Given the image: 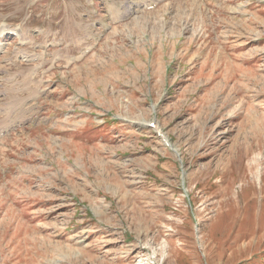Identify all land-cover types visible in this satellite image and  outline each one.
<instances>
[{
	"label": "rangeland",
	"instance_id": "obj_1",
	"mask_svg": "<svg viewBox=\"0 0 264 264\" xmlns=\"http://www.w3.org/2000/svg\"><path fill=\"white\" fill-rule=\"evenodd\" d=\"M3 30L0 264H264V0H0Z\"/></svg>",
	"mask_w": 264,
	"mask_h": 264
},
{
	"label": "bare ground",
	"instance_id": "obj_2",
	"mask_svg": "<svg viewBox=\"0 0 264 264\" xmlns=\"http://www.w3.org/2000/svg\"><path fill=\"white\" fill-rule=\"evenodd\" d=\"M2 35V33L0 32V36ZM149 125V124H148ZM159 131V130H158ZM237 201H238V199H237Z\"/></svg>",
	"mask_w": 264,
	"mask_h": 264
}]
</instances>
